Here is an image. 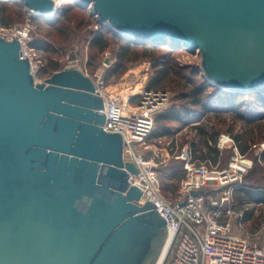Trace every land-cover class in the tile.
I'll return each instance as SVG.
<instances>
[{
  "label": "water",
  "instance_id": "water-1",
  "mask_svg": "<svg viewBox=\"0 0 264 264\" xmlns=\"http://www.w3.org/2000/svg\"><path fill=\"white\" fill-rule=\"evenodd\" d=\"M21 1L34 18L59 8ZM78 1L124 38L197 52L213 86L264 88V0ZM105 120L91 76L65 67L38 82L21 39L0 35V264L158 263L167 220L136 202L137 165Z\"/></svg>",
  "mask_w": 264,
  "mask_h": 264
},
{
  "label": "built area",
  "instance_id": "built-area-1",
  "mask_svg": "<svg viewBox=\"0 0 264 264\" xmlns=\"http://www.w3.org/2000/svg\"><path fill=\"white\" fill-rule=\"evenodd\" d=\"M29 32L28 25L0 28L1 36H18L21 39L24 56L33 61L35 71L34 55L28 48ZM74 67H78L77 63ZM93 80L96 93L104 100V129L123 135L124 159L137 165L138 172H130L129 176V182L143 190L141 199L136 202L140 205L146 199L155 202L156 209L166 218L169 230L173 231L162 264H264V241L243 232L244 212L238 211L232 202L238 181L253 166V159L239 151L229 134L219 136L218 146L220 149L233 148L234 154L229 166L220 170L214 169L211 160L196 159L187 145L174 155L157 143L148 144L155 115L168 99L167 91L152 90L142 85L139 92L135 91L136 87L131 88L123 100L109 90L104 80ZM136 94L141 95V99L138 105L132 106L129 100ZM172 157L184 161V176L178 193L169 200L162 193L161 167ZM201 189L202 193L193 194V191Z\"/></svg>",
  "mask_w": 264,
  "mask_h": 264
},
{
  "label": "trees",
  "instance_id": "trees-1",
  "mask_svg": "<svg viewBox=\"0 0 264 264\" xmlns=\"http://www.w3.org/2000/svg\"><path fill=\"white\" fill-rule=\"evenodd\" d=\"M77 3L84 5L79 1ZM15 7L0 0V22L3 26H11L9 12ZM74 7V2H66L62 10L58 8L57 12L47 19L52 21L62 16L67 20ZM18 8L20 9L16 13L24 17V7ZM30 21L40 25L37 18L30 17ZM97 24L98 28L91 31L89 39L90 49L95 48L97 51L91 53L89 65L95 62L100 53L114 44L117 46L115 62L106 70V80L117 78L124 73L128 62L147 58L154 70L147 88L163 91L171 89L176 93L177 99L184 101L180 106H172L155 115L154 129L148 141L155 140L154 143L173 153L178 145V133L185 127H190L194 134L191 139L184 140L189 143L186 145L196 159L211 160L214 165L221 161L223 154L226 153L228 158L234 154L233 148L230 151L219 148L218 140L223 132L233 137L239 151L244 155H248L259 141H264V88L247 94L226 92L211 85L201 74L198 65L180 62L174 53H179L175 51L182 49L166 44H149L142 40L133 41L113 32L99 21ZM47 45L40 39L28 43L29 48L36 49L47 48ZM49 69L54 72L61 68L58 63H54L50 68H43L41 73H46ZM229 121H232L230 125ZM237 123H241V127L235 132ZM168 138L171 139L166 144ZM174 159L171 165L163 168L170 182L162 180V193L169 200L178 193L180 181L184 176V161L175 157ZM252 159L253 166L244 175L245 181L234 191L232 202L237 207L245 203L264 204V149ZM171 192L175 194L173 197L169 194ZM245 213L244 221L253 215V210H246Z\"/></svg>",
  "mask_w": 264,
  "mask_h": 264
},
{
  "label": "rangeland",
  "instance_id": "rangeland-1",
  "mask_svg": "<svg viewBox=\"0 0 264 264\" xmlns=\"http://www.w3.org/2000/svg\"><path fill=\"white\" fill-rule=\"evenodd\" d=\"M4 1L8 4H12L13 6L15 5L16 7L12 8L13 11L9 12V19L12 21L11 26L5 27L0 22V28L14 29L18 27L23 28L28 25L30 29V41L40 39L48 44L47 48L41 49L28 47L29 53H31V55H34V73L35 78L38 82H44L48 77L51 76V74L53 73L51 69H49L46 73H41L43 68H50L51 64L58 63L60 65V68L63 69L65 67H74V65L77 63L79 69L83 70L93 79L96 80L98 78H101L102 80H104V83L109 88V90L113 91V93H115L116 95H119L123 100H125L128 93L132 91L131 88L136 87V91L139 85H145L147 87V84L154 73V70L151 68V61L147 58H141L137 61L128 62L124 73H122L119 77L111 78L108 80L105 79L106 70H108L115 62V50H117V46L114 44H112V46L106 51L100 53L97 56L95 62L89 65L88 62L90 61L91 53H95L97 51V49L95 48L90 49L89 39L91 36V31L98 28V19L95 15L92 14L91 6H86L85 4L79 5L77 3L78 0H59L58 7L61 10L64 8L66 2L75 3V7L70 13V18L66 20L61 16L58 19L52 21H49L47 19L49 17L37 18V20H39L40 22L39 25L30 21L31 16L29 15V11L24 7L21 0ZM20 6H23L25 9L24 17H20L16 13V11L20 9L18 8ZM175 52H179L174 53V55L176 54V57L180 62L195 64L200 67L201 56L197 52L192 53L183 49L177 50ZM201 74L203 75L202 71ZM167 93L168 99L165 101L160 111L167 110L172 106H180L184 102L177 99V95L173 90L168 89ZM140 99L141 95L136 94L129 100V103L132 106H136L139 104ZM231 122L232 121H229L228 125H230ZM224 126L226 127V124ZM240 127L241 123H237L235 132H237V130H240ZM193 134L194 131L190 129V127H185L180 133H178V145L173 151L174 155L179 153L183 146L189 144L184 140L191 139L193 137ZM223 134L229 133L223 132ZM170 139L171 138L166 139L167 141H165V143L167 144ZM154 142L155 140H153L152 142L148 141V144H153ZM224 149L230 151L231 148L227 147ZM263 149L264 141L262 140L253 146L252 150L248 155H246V157L252 159L254 156H258V154L261 153ZM231 157L232 156L230 155L228 158V155L226 153L223 154L221 161L216 164L218 166L214 165V169L220 170L228 167L231 161ZM225 160H228L227 163ZM174 161L175 159L174 157H172L166 164L161 167V177L163 182H170V180L165 176L163 168L165 166L171 165V163H173ZM244 181L245 178L243 177L241 181H238V185ZM169 194L171 195V197L175 195L172 192ZM235 207L238 211L244 212L242 218L245 217L246 210H253V215L249 219H247L246 221H244L243 219V232L254 234L256 237H260V239L264 241V234L262 235V231H264V204L245 203L239 207Z\"/></svg>",
  "mask_w": 264,
  "mask_h": 264
},
{
  "label": "bare ground",
  "instance_id": "bare-ground-1",
  "mask_svg": "<svg viewBox=\"0 0 264 264\" xmlns=\"http://www.w3.org/2000/svg\"><path fill=\"white\" fill-rule=\"evenodd\" d=\"M33 12H35V11H33ZM22 32L25 34V31L24 30H22ZM22 33V34H23ZM145 79V78H144ZM141 88H142V85L140 86H138L137 87V90H136V92H139L140 90H141ZM127 98V97H126ZM126 98H125V100H126ZM172 237H173V231L172 230H169V237H168V240H167V243H166V246H165V249H164V251H163V253H162V256L160 257V259H159V261H158V263L157 264H162V262H163V260H164V258H165V256H166V254H167V252H168V249H169V247H170V244H171V241H172Z\"/></svg>",
  "mask_w": 264,
  "mask_h": 264
}]
</instances>
